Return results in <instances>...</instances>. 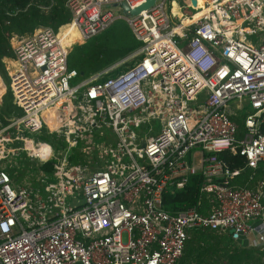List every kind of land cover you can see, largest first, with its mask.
<instances>
[{
    "label": "built area",
    "instance_id": "obj_1",
    "mask_svg": "<svg viewBox=\"0 0 264 264\" xmlns=\"http://www.w3.org/2000/svg\"><path fill=\"white\" fill-rule=\"evenodd\" d=\"M204 1L156 0L132 15L121 4L147 0H66L73 45L118 20L140 41L139 61L109 78L116 64L72 83L64 25L8 33L17 66L9 88L0 77V106L10 90L15 108L0 120V264H178L193 229L264 251V0ZM45 125L58 149L25 134ZM106 128L115 140L95 142ZM83 145H97L96 161H71ZM22 160L40 165L14 187L8 168ZM248 169L260 173L254 188L237 183ZM196 174L206 200L169 212L164 196Z\"/></svg>",
    "mask_w": 264,
    "mask_h": 264
},
{
    "label": "trees",
    "instance_id": "obj_2",
    "mask_svg": "<svg viewBox=\"0 0 264 264\" xmlns=\"http://www.w3.org/2000/svg\"><path fill=\"white\" fill-rule=\"evenodd\" d=\"M65 2L66 0H0V77L3 80L8 77L4 59L14 57L8 33L25 35L32 33L39 26H48L58 30L64 25L60 29L61 37L67 46L75 43L74 40L77 37L75 38L70 29L66 28L68 25H65L71 20V14ZM140 45V41L136 39L127 22L118 20L103 33L83 44H76L69 53L68 68L77 70L78 78L84 80L127 58ZM7 60L12 61L11 67L16 66L13 60ZM131 67L132 63L126 62L111 71L105 78L118 76ZM14 109L13 95L8 90L0 106V120L5 121L6 116ZM236 121L242 129L243 119L237 117ZM262 130L264 131V124ZM38 137L48 141L57 149L63 144L46 125L38 133ZM78 149L76 148L71 155L73 163L84 161ZM219 157L230 162L233 167L240 168L245 164L240 156L229 152L220 153ZM42 168L50 171L52 165L48 163ZM22 171L19 168V172ZM242 177L243 175L238 180L243 183L245 181ZM201 182L202 177L199 174L191 175L185 188L164 196V207L171 213H177L196 205L201 198L206 200L200 190ZM263 257L264 252L259 246L243 248L229 232L193 229L190 231V238L186 242L183 256L178 264H264Z\"/></svg>",
    "mask_w": 264,
    "mask_h": 264
},
{
    "label": "rangeland",
    "instance_id": "obj_3",
    "mask_svg": "<svg viewBox=\"0 0 264 264\" xmlns=\"http://www.w3.org/2000/svg\"><path fill=\"white\" fill-rule=\"evenodd\" d=\"M190 10L191 11H195L194 9H190ZM252 39H254V38H251V37L248 38L249 41H251ZM74 41H76V39ZM78 44H80V43H78ZM75 45H72L70 47V49L72 50V48ZM139 59H140V56H135V55H132L131 54L127 59L116 63V65L118 67V66H120L121 64H123L124 62H127V61H128V63H132V65H133L134 63H136L137 61H139ZM11 63H12V61L7 60L5 66H6V68L8 66L10 70H13L16 66L14 68L11 67ZM7 75H8V73H7ZM4 81H5V84H6L7 88H9V85H10V78H9V76L7 78H5ZM79 81H81L80 78H78L77 80L72 81V83H78ZM17 113H18L17 114L18 116H22L23 115L20 110H18ZM153 127L155 128L154 132L157 133L159 131V128H160L159 122L154 123L153 124ZM143 128L144 127H142V129ZM25 134H27L28 136H31V137L38 136V133H31V132H29L27 130L25 131ZM93 138H94L95 142L101 141V139L102 140H110L112 142V141H114L115 135H114V132L110 128H106V129H104V131L99 132L96 135H94ZM99 144L100 143H98L97 145H99ZM86 145L87 144H85V146ZM97 145L90 146V148H89L90 153L87 152L88 151L87 147H86V151H82L85 148L84 145H83V147L81 146L78 149L79 152L81 153V155L83 156L82 158H84V161L94 162V161L97 160V157H98V152L96 150ZM94 151H96V153H94ZM39 165H40L39 162L36 161V160L35 161H32V160H22V161H17V163H15V165L13 167L8 168L9 171H11L10 172L11 173V176L13 177V182H12L13 186L15 187L16 184L17 183H20V182H23V184H25L24 181L27 180L29 177H32L31 173H29V170L37 169V167ZM8 166L9 165H7V167ZM13 168H14V170H12ZM19 168H21L23 171L22 172H19Z\"/></svg>",
    "mask_w": 264,
    "mask_h": 264
},
{
    "label": "crops",
    "instance_id": "obj_4",
    "mask_svg": "<svg viewBox=\"0 0 264 264\" xmlns=\"http://www.w3.org/2000/svg\"><path fill=\"white\" fill-rule=\"evenodd\" d=\"M30 33H28V34H25V35H23V36H28ZM17 35H19L20 36V34H17ZM62 35V34H61ZM60 35V36H61ZM22 36V35H21ZM11 44H14V42H12L11 41ZM6 59H11V60H13V58H11V57H6L5 59H4V63L6 64ZM115 140V139H114ZM251 174H252V171L250 170V169H248V170H245L244 172H242V174L240 175V176H238L237 177V180L243 175V177H242V180L243 181H245V182H239V180H238V182L237 183H239V184H242V185H247V186H249V187H252V188H254V187H256L257 186V182H258V180H259V178H260V173H258L257 175H255L254 177H253V179H250V176H251ZM250 240V241H249ZM252 239L250 238V239H247L246 237L245 238H243L241 241H237V243L241 246V247H243V248H254V247H257L255 244H252ZM260 247V246H259ZM261 248V247H260ZM262 250V249H261ZM263 251V250H262ZM264 252V251H263ZM263 262H264V257H263Z\"/></svg>",
    "mask_w": 264,
    "mask_h": 264
},
{
    "label": "bare ground",
    "instance_id": "obj_5",
    "mask_svg": "<svg viewBox=\"0 0 264 264\" xmlns=\"http://www.w3.org/2000/svg\"><path fill=\"white\" fill-rule=\"evenodd\" d=\"M204 2H205L204 0H196V4L199 5V6H204ZM174 12H176V13L179 12L176 4L174 5ZM205 12H206V10L199 12L196 15V19L201 18L205 14ZM190 22H191V20H189V19H185L184 20V24H189ZM66 28H69L70 29L72 35H74L75 37L79 38L78 32L76 30H73L72 27H71V25H68ZM72 45H69L68 47L70 48ZM16 66H17V64H16Z\"/></svg>",
    "mask_w": 264,
    "mask_h": 264
},
{
    "label": "water",
    "instance_id": "obj_6",
    "mask_svg": "<svg viewBox=\"0 0 264 264\" xmlns=\"http://www.w3.org/2000/svg\"><path fill=\"white\" fill-rule=\"evenodd\" d=\"M156 0H147L146 3H144L142 6L136 8V9H130L129 6L123 2L121 5L123 7L124 12H130L132 15L138 14L142 9L149 8L155 3ZM193 4H196V0H192ZM232 232V231H231Z\"/></svg>",
    "mask_w": 264,
    "mask_h": 264
}]
</instances>
